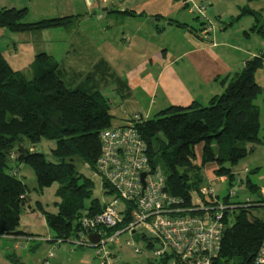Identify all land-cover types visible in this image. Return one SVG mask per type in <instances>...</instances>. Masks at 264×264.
<instances>
[{
    "label": "trees",
    "instance_id": "trees-1",
    "mask_svg": "<svg viewBox=\"0 0 264 264\" xmlns=\"http://www.w3.org/2000/svg\"><path fill=\"white\" fill-rule=\"evenodd\" d=\"M25 16L26 9L0 8V29L13 34L69 30L79 18L24 23ZM252 31L264 40L263 25ZM263 65L264 55L246 61L225 91L207 106L168 107L135 125L146 143L150 163L164 171L168 194L182 198L187 207L216 206L217 202L225 207L220 246L210 264H255L264 240V220L252 216L248 207H264L260 192L264 177L261 186L251 182L248 172L239 180V186L254 199L251 203L233 201L231 194L214 203L212 197L199 194L201 171L206 165L213 164V176L225 177L232 186L233 168L248 156L250 148L261 144L260 112L255 101L262 89L254 77ZM31 77L13 70L0 52V236L23 235L18 228L28 188L18 168L10 165L18 163L32 170L38 192L57 185L56 213L44 211L39 204L37 208L53 233L51 242H66L75 235L82 217H93L104 209L98 200H90L93 183L77 172L72 161L79 159L93 172L100 154L99 134L112 127L113 118L99 91L66 85L59 64L45 53L35 57ZM42 140L55 143L50 151L55 162H48L36 150ZM198 146L199 165L194 163ZM101 188L105 195H113L106 183L101 182ZM156 260L170 264L167 256Z\"/></svg>",
    "mask_w": 264,
    "mask_h": 264
},
{
    "label": "crops",
    "instance_id": "crops-1",
    "mask_svg": "<svg viewBox=\"0 0 264 264\" xmlns=\"http://www.w3.org/2000/svg\"><path fill=\"white\" fill-rule=\"evenodd\" d=\"M66 1L60 18H79L72 29L65 30L60 58L50 51H40L59 64L63 80L72 88L101 92L99 88L105 85L97 84L112 78L111 90L121 105L110 111L112 126H124L134 116L148 120L172 106L186 108L192 103L207 106L213 97L225 91L228 81L246 61L264 55L262 50L257 52L241 44V39L236 41L238 35H246L232 15H213L214 23L204 18L200 26H194L198 17L191 10L199 0H117V5L115 0H99L103 14L95 12L94 21L86 19L87 15L75 14L71 1ZM88 1L86 5H92ZM0 8L26 9L25 0H0ZM109 14L118 20L103 19ZM204 22L209 26L205 27ZM177 23L184 26L177 27ZM23 36L14 35L17 43ZM20 232L22 236H0V264H10L9 246L16 250L21 244L19 248L25 252L42 242L54 243L53 233L46 236L48 241ZM64 252L77 264H91L92 251ZM18 259L12 262L26 264L20 256Z\"/></svg>",
    "mask_w": 264,
    "mask_h": 264
},
{
    "label": "rangeland",
    "instance_id": "rangeland-1",
    "mask_svg": "<svg viewBox=\"0 0 264 264\" xmlns=\"http://www.w3.org/2000/svg\"><path fill=\"white\" fill-rule=\"evenodd\" d=\"M75 14L81 16H88L86 19L89 21H94L95 12L97 14H103L101 4L99 0H91L92 5L87 6L88 0H70ZM105 1V0H102ZM183 1V0H182ZM185 1V0H184ZM200 0L198 3H193L195 6L192 8V11L195 12V18L198 17L194 26H200L202 19L207 18L209 22L214 23L213 15L224 14L232 15L233 19L237 18L238 25L241 26L240 31H245L246 36L238 35L236 41L242 40L241 44L248 46L252 50L259 51L262 50L264 53V40L257 33L252 31V26L259 27L264 26V0ZM66 0H25L26 16L24 18V23H37L40 21H45L54 18H60L63 14V7ZM118 1L115 0L114 4L117 5ZM58 5V6H57ZM113 5V4H112ZM67 7V6H66ZM200 7L204 9L199 11ZM196 11H194V10ZM211 11H213L211 13ZM211 13V14H210ZM96 14V15H97ZM103 19L106 20H118L113 15L109 14L107 18L105 16ZM234 21V20H233ZM208 27V22H204ZM82 32L84 31L83 26L80 27ZM6 29H0V51L3 54L4 58L7 60L9 65L19 71L22 74H25L28 79L31 77V68L34 64L35 57L41 53L40 50L50 51L52 55L56 58H60V54L63 51V45L61 43L64 40L65 30L62 28L56 29H46L37 33L24 34V38L18 39ZM22 35V34H21ZM21 37V36H19ZM245 37V38H244ZM234 44L236 42L232 41ZM13 43H15V49L12 48ZM7 50V51H6ZM34 50L36 56L34 57ZM49 56V55H47ZM57 59V60H58ZM61 69V68H60ZM105 83H98L105 85L104 88L101 87L99 90L102 96L107 100L108 105L110 106V111L113 112L117 110L121 105L119 98L116 93H113L111 90L112 78L108 80L105 78ZM256 83L261 87L262 93L256 99L255 105L260 112V131L259 137L261 138V144H258L255 149L250 148L248 156L240 161L237 166L233 168L235 174L234 183L232 186H229L228 182L220 181L213 182V174L209 173L211 169H215L213 164L206 165L201 171L202 183L200 188L211 186L214 191L215 199H222L224 196L231 194V199L244 201L247 203L253 202V198L246 193L243 187L239 186V180L244 179L246 173H249V178L252 183L257 186H261L264 177V67L259 69L255 76ZM114 88V87H113ZM143 120V119H142ZM113 125V124H111ZM117 128L116 126H112ZM55 148V143L53 141L42 140L38 147L37 151H40L44 156L45 160L48 162H55V159L50 155L51 149ZM35 149V148H34ZM200 149L201 146L196 148V160L195 164L200 163ZM72 164L75 166L77 172L83 175L86 178H89L93 183V189L91 193L90 200H98V202L103 205L113 199L112 195H105L101 188V181L99 177L93 176V173L88 169L79 159L74 158ZM16 169L18 168L17 173L21 178H23L24 184L28 188L27 193V202L25 205V210L22 212L20 217L19 230L25 234L37 236L38 238H43L48 240L46 236H52L51 230H49L46 225L42 214L37 208V204L41 208L51 214L56 213L55 204L59 202V199L55 195L57 185L53 184L49 188L44 189L42 192L37 191L36 181L32 170L24 165L18 163L10 164ZM210 169V170H209ZM257 169L256 174H251L254 170ZM213 173V171H210ZM210 176L212 179L210 180ZM261 194L264 196V188L260 190ZM234 195V196H233ZM217 196V197H216ZM85 202L87 206L89 201ZM250 213L254 217H258L261 220H264V207L255 208L254 205H249ZM30 238V237H29ZM72 236L65 243H40L39 246L34 248V250L27 249L25 252L21 251L20 245L18 244V249H13L12 246H9V259L10 264H16L17 262H12L14 260H19V256L22 261H25L26 264H43L44 260L47 258L48 254H52V258H47L49 264H77L75 259L69 258V255L64 252V250H74V251H86L91 252V249L85 248H76L71 243L74 240ZM129 242L131 245L125 246V243ZM29 243V242H27ZM26 244V242H22ZM146 242L141 239L140 233L134 235L131 238L127 234H122L119 237L117 244H114L109 250L113 252L114 256L108 259L109 264H160V261L153 258L151 251L145 247ZM58 245V246H56ZM133 246H136L141 250L140 253L133 252ZM13 256L14 260L12 259ZM91 264H99V259L94 257V254L91 252Z\"/></svg>",
    "mask_w": 264,
    "mask_h": 264
},
{
    "label": "built area",
    "instance_id": "built-area-1",
    "mask_svg": "<svg viewBox=\"0 0 264 264\" xmlns=\"http://www.w3.org/2000/svg\"><path fill=\"white\" fill-rule=\"evenodd\" d=\"M140 121L134 116L124 126L100 132V154L92 173L109 186L113 199L104 204L100 214L79 220L71 244L91 249L99 264H109L113 257L109 247L117 244L122 234L133 238L139 232L154 259L167 256L170 264H210L220 246L225 207L219 202L216 206L187 207L182 198L168 194L164 171L150 163L146 143L136 131ZM220 181H226L225 177L213 178V182ZM199 194L216 203L210 185L200 188ZM90 236H97L98 241L91 243ZM133 252L141 250L133 246ZM255 264H264V240Z\"/></svg>",
    "mask_w": 264,
    "mask_h": 264
},
{
    "label": "water",
    "instance_id": "water-1",
    "mask_svg": "<svg viewBox=\"0 0 264 264\" xmlns=\"http://www.w3.org/2000/svg\"><path fill=\"white\" fill-rule=\"evenodd\" d=\"M19 150H20L21 155H22V149L19 148ZM142 178H143V176H142ZM89 240H90L91 243H96L98 241V237L97 236H90Z\"/></svg>",
    "mask_w": 264,
    "mask_h": 264
}]
</instances>
